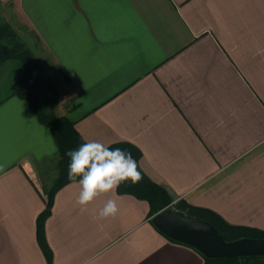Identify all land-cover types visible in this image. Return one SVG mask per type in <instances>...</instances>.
Instances as JSON below:
<instances>
[{
	"label": "crops",
	"instance_id": "obj_1",
	"mask_svg": "<svg viewBox=\"0 0 264 264\" xmlns=\"http://www.w3.org/2000/svg\"><path fill=\"white\" fill-rule=\"evenodd\" d=\"M0 1V23L56 87L53 113L85 142L136 146L170 207L181 200L264 231V0ZM22 67L0 63V264H47L36 218L58 154L15 93ZM79 190L71 181L53 197L52 264H205L153 225L146 200L115 191L81 212ZM110 198L118 214L98 219Z\"/></svg>",
	"mask_w": 264,
	"mask_h": 264
},
{
	"label": "trees",
	"instance_id": "obj_2",
	"mask_svg": "<svg viewBox=\"0 0 264 264\" xmlns=\"http://www.w3.org/2000/svg\"><path fill=\"white\" fill-rule=\"evenodd\" d=\"M8 59H17L21 62L23 71L18 79L15 93L28 103L37 120L49 128L58 154L55 165L56 176L52 183L44 189L45 207L36 218L37 242L47 264H52V251L45 237V220L50 214L53 197L57 190L64 184L71 182L68 179L71 158L67 153L70 150L78 149L86 142L76 130L73 120L66 116H56L53 113V106L58 102L59 95L51 79L47 77L42 63L34 56L30 48L19 39L12 26L8 22H3L0 23V63ZM108 146L111 148L119 147L130 152L136 160L137 169L142 176V179L136 184H132L130 180L121 183L116 189L117 193L131 194L146 200L149 203L151 216L169 207L168 205L173 200L170 193L163 186L153 182L140 168V150L127 141L115 142ZM79 179L80 177H77V180ZM175 208L197 219L209 221L226 241L241 237L264 238V231L253 227L230 224L209 209L187 206L181 200L177 202ZM203 257L205 264H249L253 256Z\"/></svg>",
	"mask_w": 264,
	"mask_h": 264
},
{
	"label": "clouds",
	"instance_id": "obj_3",
	"mask_svg": "<svg viewBox=\"0 0 264 264\" xmlns=\"http://www.w3.org/2000/svg\"><path fill=\"white\" fill-rule=\"evenodd\" d=\"M67 155L71 158L68 179L78 182L80 190L75 202L81 212L87 211V206L96 197L115 192L121 183L130 180L136 184L142 179L132 154L119 147L88 141ZM77 177H80L78 181ZM119 210L117 201L110 198L99 209L97 218H115Z\"/></svg>",
	"mask_w": 264,
	"mask_h": 264
},
{
	"label": "water",
	"instance_id": "obj_4",
	"mask_svg": "<svg viewBox=\"0 0 264 264\" xmlns=\"http://www.w3.org/2000/svg\"><path fill=\"white\" fill-rule=\"evenodd\" d=\"M151 222L167 237L191 245L208 258L264 257V238L241 237L226 241L209 221L197 219L170 206L153 214Z\"/></svg>",
	"mask_w": 264,
	"mask_h": 264
},
{
	"label": "rangeland",
	"instance_id": "obj_5",
	"mask_svg": "<svg viewBox=\"0 0 264 264\" xmlns=\"http://www.w3.org/2000/svg\"><path fill=\"white\" fill-rule=\"evenodd\" d=\"M22 68H23V67H22ZM53 86H54V88H56L54 84H53ZM54 164H55V163H54ZM54 166H55V165H54ZM53 179H54V178H53ZM53 179L48 183L47 186H49V185L52 183Z\"/></svg>",
	"mask_w": 264,
	"mask_h": 264
}]
</instances>
